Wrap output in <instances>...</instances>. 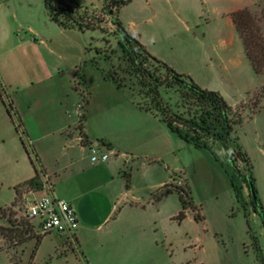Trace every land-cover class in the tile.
Returning <instances> with one entry per match:
<instances>
[{
	"label": "rangeland",
	"instance_id": "obj_1",
	"mask_svg": "<svg viewBox=\"0 0 264 264\" xmlns=\"http://www.w3.org/2000/svg\"><path fill=\"white\" fill-rule=\"evenodd\" d=\"M69 1L82 6L77 20L70 21V25L76 26L84 16V24L92 20L100 28L83 31L78 27H59L55 30L53 45L57 55H61L59 60L64 70L59 76L60 84L69 90L73 87V90L84 91L83 97L88 98L85 110L87 116L92 117L90 127L98 133V119L104 115L105 108L115 110L114 105H117L116 112L118 109L122 112L123 108L137 103L150 107L153 106L152 97L148 93L149 87L141 85L134 65L120 47L117 28L103 11V0H52L51 5L55 7ZM239 1L177 0L172 6L166 0H161L156 4L158 13L155 16L153 5L148 0H133L122 10L124 17L137 23L143 31L147 30L152 38L158 41L159 37L162 38L157 44L159 51L172 59L181 72L190 75L200 86L219 91L233 106L245 105L244 121L231 135L230 144L234 150L240 148L244 151L249 159L248 163L237 162L241 173H236L226 158L222 142L209 139L213 152L202 148L195 153V149H192L199 164L192 170L189 180L180 174L181 177H175L170 183L185 186L189 182L193 202L204 220L196 221L192 209L183 221L176 219L181 210L176 191L167 196L160 212L158 206L133 212L131 217L145 226L150 237L156 236L161 246L160 249H152L153 261L134 264H264V221L254 209L247 182L250 175L254 176L256 194L264 207V98L257 107L254 105V97L264 84V73H255L239 33L227 15L221 17L218 13L220 9L232 8ZM249 1L251 6L246 7L259 19L258 24L264 35V20H261L264 0ZM85 7L88 8L87 13L84 12ZM173 9L187 19L191 25L189 28L179 20ZM207 57L219 60L215 66L207 67L204 61ZM74 66L77 69L73 71ZM109 72L122 82V88L106 77ZM45 88L51 90L48 86L39 87L38 90ZM123 90H130L131 93ZM160 90L175 111L188 113L189 105L182 101L181 96L188 90L186 87L171 83L162 85ZM22 129L19 128L20 136L23 135ZM19 144L20 141L0 137V224L9 227L13 224L10 220L16 219L20 223L27 219L28 206L43 194L41 190L23 185L19 189L16 205L4 206L12 196L8 188L12 180L11 172L21 164ZM40 145L47 153L53 150V145ZM135 167L137 194L146 200L150 185L164 174L163 169L140 163ZM232 176L238 187V200L231 185ZM157 195L158 192L155 200ZM30 222L34 226V233L42 236L37 233V220ZM56 235L63 238L58 253L75 252L69 258L56 257L55 235L39 245L34 258L31 254L36 240L7 247L0 235V249H3L0 250V264H119L117 258L124 241L115 235L103 247L95 245L92 240L88 241L86 248L91 259L85 258L76 247L75 236ZM133 236L128 239L132 237L136 240L135 234ZM164 239L171 246L163 247L161 242ZM187 244L193 246L187 248Z\"/></svg>",
	"mask_w": 264,
	"mask_h": 264
},
{
	"label": "crops",
	"instance_id": "obj_2",
	"mask_svg": "<svg viewBox=\"0 0 264 264\" xmlns=\"http://www.w3.org/2000/svg\"><path fill=\"white\" fill-rule=\"evenodd\" d=\"M132 1L123 5L118 13L126 28L151 54L183 73L172 59L159 51L157 44L162 41L161 37H157L159 41L152 38L147 30L143 31L141 26L139 28L137 23L123 16L124 6ZM160 1L148 0L153 5L155 16L158 13L156 4ZM166 1L174 6L177 0ZM250 3L249 0H240L232 8L220 9L218 13L221 17L227 15L236 29L232 13L251 6ZM177 14L179 20L189 28L191 25L187 19ZM59 27L66 29L51 18L44 0H0V83L3 96L12 101L21 117L25 139L37 154L38 166L52 179L55 194L75 207L80 224L74 241L85 258L91 259L86 248L88 241L92 240L95 245L103 247L115 235L124 241L117 258L119 264L151 262L154 259L152 249H160V243L156 236L150 237L145 226L137 223L131 214L149 206H158L160 212L164 200L174 191L166 192L156 201L154 198L159 188L175 180V177H181L180 174L189 180L192 170L199 164L193 154L199 149L171 131L154 111L138 103L124 106L123 113L119 109L116 112L117 105H114L115 110L105 108L104 115L98 119L100 131L92 130V117L87 116L86 107L83 108L84 91L73 90L72 86L69 90L60 84L59 76L64 70L59 60L61 55H57L53 45L54 32ZM217 60L219 58H215V61L212 57L205 58V66H215ZM74 69H77L76 66ZM44 86L51 90H38ZM123 91L131 93L130 90ZM83 111V133L87 143L82 142V132L78 127ZM0 137L21 143L18 150L21 164L11 172L12 180L8 188L12 196L9 203L4 204L7 206L16 199L15 187L33 177L36 170L1 97ZM41 143L53 145V150L45 152ZM192 149H195L194 152ZM101 153L107 154L105 160L92 159V156ZM139 163L158 166L164 173L150 185L146 200L137 194L135 184V166ZM127 178L129 186L126 185ZM181 207L180 202L179 210ZM133 234L136 240L132 238ZM53 235L57 239L54 246L57 258H69L75 253H58L63 238L56 234L43 235L39 245ZM161 244L163 247L171 246L166 239ZM192 246L187 244V248Z\"/></svg>",
	"mask_w": 264,
	"mask_h": 264
},
{
	"label": "trees",
	"instance_id": "obj_3",
	"mask_svg": "<svg viewBox=\"0 0 264 264\" xmlns=\"http://www.w3.org/2000/svg\"><path fill=\"white\" fill-rule=\"evenodd\" d=\"M52 0H44L45 5L50 9L51 18L58 22L65 28L78 27L80 30L97 29L100 28L92 20H88L84 24L82 19L79 20L76 26L70 25V21L77 20L79 10L82 8L77 2L69 1L58 6L53 7L51 5ZM130 0H103V11L107 13L113 24L117 28V34L119 36V45L123 52L127 56L128 61L134 65L135 72L138 75L139 81L142 86H148V93L151 95V102L153 106L146 107L141 103H138L141 107L147 110H152L154 113L164 121L167 126L176 133L184 141L191 143L194 147L206 148L213 152L212 145L209 143V139L213 142L220 141L223 143L226 158L229 161L232 169L236 173H241L238 169L237 162L239 160L248 163L249 159L247 154L240 148L234 150L230 144V137L235 132L236 127L243 123V109L244 104L233 106L226 98L217 90H212L200 86L190 75L180 73L170 66L165 61L151 54L145 45L133 35V33L126 28L124 23L119 17L120 8L129 3ZM87 7L84 12L87 13ZM62 17V18H60ZM232 18L236 26V30L242 38L246 56L250 62L251 67L255 73H264V35L261 32V28L258 24V18L253 15L249 7H244L235 10L232 13ZM264 20V15L262 19ZM107 78H111L118 87L122 88V82L109 72L106 75ZM179 84L186 87L188 90L181 94L182 101L189 105V111L187 114L175 111L171 105L163 97L160 87L164 84ZM0 97L6 106L7 112L10 115L13 122H15L16 130L19 132V128L23 127L21 117L18 115L17 110L14 108L11 100L4 98L3 91L0 83ZM264 98V84L261 90L254 97V105L257 107ZM84 105L88 104V98H84ZM191 110H194L193 112ZM85 112L80 115L79 129L82 132V142L87 143L86 135L83 133L84 129ZM21 141L28 153V156L35 167L36 173L33 177L29 178L22 184L17 185L16 192L19 195V189L23 185H28L30 188L42 190V182L40 179L39 170L36 165L37 154L34 153L33 148L28 144L25 139V131L22 129ZM36 160V161H35ZM38 162V161H37ZM249 188L252 195V204L255 211L260 214L264 221V207L257 197L253 195V191H256L254 182V176L250 175L247 178ZM126 185H130L129 178H127ZM231 185L235 191L237 199L239 198L238 187L232 176ZM169 191H176L179 194L181 202V210L176 216V219L182 221L187 217V212L192 209L194 219L196 221L204 220V216L200 213L197 205L194 204L192 199V188L187 181L185 186L181 184L172 185L166 183L158 190L156 201ZM16 199L12 203V206L16 205ZM12 227L0 224V235L4 238L7 247H12L18 244H24L32 239L36 240L35 248L31 254L34 258L37 247L43 236H38L34 233V226L30 222L29 218L17 223V220H13ZM249 226V221L247 219ZM18 237V239H16ZM15 241L14 243H12ZM14 244V245H13ZM0 250H3L2 248Z\"/></svg>",
	"mask_w": 264,
	"mask_h": 264
},
{
	"label": "built area",
	"instance_id": "obj_4",
	"mask_svg": "<svg viewBox=\"0 0 264 264\" xmlns=\"http://www.w3.org/2000/svg\"><path fill=\"white\" fill-rule=\"evenodd\" d=\"M22 128V127H21ZM107 154L92 156L93 160H105ZM36 161V160H35ZM42 182L43 194L33 200L27 208V217L36 222L37 233L40 235L60 234L73 237L76 235L80 221L73 204L58 197L54 191V183L50 176L38 166Z\"/></svg>",
	"mask_w": 264,
	"mask_h": 264
},
{
	"label": "water",
	"instance_id": "obj_5",
	"mask_svg": "<svg viewBox=\"0 0 264 264\" xmlns=\"http://www.w3.org/2000/svg\"><path fill=\"white\" fill-rule=\"evenodd\" d=\"M253 195H255V196L257 195V194H256V191H253Z\"/></svg>",
	"mask_w": 264,
	"mask_h": 264
}]
</instances>
